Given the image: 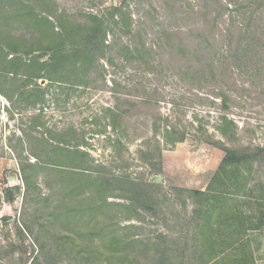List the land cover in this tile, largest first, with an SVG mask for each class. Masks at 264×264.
<instances>
[{
    "label": "trees",
    "instance_id": "16d2710c",
    "mask_svg": "<svg viewBox=\"0 0 264 264\" xmlns=\"http://www.w3.org/2000/svg\"><path fill=\"white\" fill-rule=\"evenodd\" d=\"M145 5L148 10L143 8ZM171 7L169 0H163L158 9L163 11ZM152 8H155L153 0H122L119 5L96 14L91 11L70 14L60 11L52 0H0V93L12 103L17 95L18 103L25 107L42 109L47 91L36 85L38 80L49 81L50 87L65 86L76 92L93 86L99 78L108 87L106 65L114 67L115 74L128 65H135V69L149 75L162 67L165 69L162 62L170 71L178 70L180 80L187 84L202 89L214 82L211 93L221 101V116L216 129L231 145L225 147L226 156L210 187L211 192L199 194L209 198V202L203 205L204 220L198 225L199 242L207 249L203 264H255L252 243L247 239L254 228L237 199L247 191L248 174L264 166V148L236 146L233 139L238 127L228 112L237 104L234 93L240 97L243 89L238 77L249 75L252 85L257 88V80L264 78V0H195L191 11H184V18L191 13L195 15L197 29L182 32L165 28L161 33H154L155 38L150 40L148 16ZM134 14L139 15L138 22L133 18ZM148 42L165 43L157 48V44ZM162 55L166 56V61ZM157 57H161L162 62L157 63ZM217 80L223 84L215 83ZM113 84L110 91L114 106L104 110L105 124H97L92 133L102 137L107 148H112L111 165L119 163L117 158L122 160V154L128 150L125 139L131 135L138 138L137 130L129 135V118L135 106L132 103H136L134 98L138 97L133 93L134 86L117 80H113ZM159 90L158 84L151 91L145 87L144 97L138 99L145 106L158 107L163 97ZM160 115L152 125L153 140L158 144L162 141L166 147L185 142L189 128L195 122L185 127L181 120L171 123L169 116L163 120ZM39 121L40 116L34 118L29 129L32 131L39 126ZM194 121L198 123L197 133L205 135L199 116H195ZM44 125L40 126L45 128ZM23 132L26 140L20 139V143L23 145L27 139L31 141L29 153L36 159L29 162L28 157L21 156L23 151L18 153L26 197L32 198L40 210L53 200V195H63L55 203L54 210L48 207L46 221L39 222V236L46 235L48 240L51 239L52 233L58 230L55 221L70 229L77 226L75 224L83 216L89 215L94 221L92 225L86 223L85 232L59 237L58 242L65 250L69 243L74 248L76 243L81 256L88 247L95 249L98 256L110 264H140L128 257L137 240L120 234L122 230L137 227L122 229L117 221L105 224L96 216L119 207L128 213L126 221L131 220L130 211L134 209L131 201L144 197L146 185L131 179L118 180L108 174L106 166H94L91 155L82 149L90 145L86 133L74 127L61 135L63 140L60 134L52 132V139H47L45 133L35 136L27 130ZM52 172L56 173L55 180L49 179ZM39 173L44 174V185L51 191L48 196L39 187ZM114 182L122 185L119 184L124 195L119 198L130 201V204L107 202L114 195L109 193ZM56 187L59 189L55 190ZM14 190L9 189V202L14 200ZM86 240L89 244H85ZM96 240L99 246L90 244ZM40 249L44 254L47 246L40 244ZM177 259L174 256L161 257L158 263L171 264Z\"/></svg>",
    "mask_w": 264,
    "mask_h": 264
},
{
    "label": "rangeland",
    "instance_id": "374dc122",
    "mask_svg": "<svg viewBox=\"0 0 264 264\" xmlns=\"http://www.w3.org/2000/svg\"><path fill=\"white\" fill-rule=\"evenodd\" d=\"M52 1L59 6L60 11L65 10L70 14L80 11L96 14L107 7L119 5L122 0ZM153 1L155 8L150 9L152 11L148 16L152 34L150 40L155 38L154 33H161L165 28L182 32L198 28L195 15L191 13L184 18V11H191L195 0H169L171 9L166 8L163 11L158 9L163 0ZM147 6L143 8L148 10ZM133 18L137 21L139 15L134 14ZM153 43L157 44L155 46L158 48L159 44L165 42H148L151 45ZM46 59L48 57H45ZM160 60L161 57H157L156 62H162ZM163 60L166 61V56H163ZM162 66L166 70L162 67L154 74L148 75L135 69V65H128L116 74L114 67L106 65L105 82L108 87H105L104 81L99 78L93 86L76 92L69 91L65 86L50 87L52 85H49V81L42 85V80H38L36 85L47 91L42 109L25 107L18 103L17 95L12 103L0 93V264H110L103 257H99L93 248L86 247L85 255L81 256L76 249V243L75 248L69 243L65 250L58 242L61 235L73 236L75 233L85 232L86 223L92 225L94 218L83 216L80 222L75 224L77 226L70 229L55 221L58 230L56 229L48 240L46 235L39 236V222L43 219L46 221L48 207L54 210L55 203L60 197L63 198V195H53V200L45 203L47 206H41L40 210H37L38 207L32 198L26 197L18 153L23 151L21 156L28 157L29 162H35L36 159L29 153L31 141L27 139L28 142L23 145L20 143V139L26 140L23 130L35 136L45 133L47 139H52L51 132L54 135L60 134L61 137L71 127L86 133L90 145L82 149L91 155L94 166H106L108 174L118 180L131 179L146 185L144 197L131 201L134 205V209L130 211L131 220L126 221L128 213L119 207L110 208L108 212H100L96 216L105 224L117 221L122 229L137 227L120 231V234L133 236L132 239L138 242L130 248L129 259H134L140 264H159V258L174 256L178 259L171 264H203V255L207 249L199 242L201 237L198 225L204 220L203 205L209 202V198L199 194L211 192L210 187L226 156L225 147L229 148L231 144L225 141L216 129L221 116V101L215 99L211 93L215 88L214 82L200 89L199 86L195 87L180 80L178 70L170 71L163 62ZM248 76L237 78L243 84V89L240 97L238 93H234L237 104L231 106L228 112L229 118L238 127L237 136L233 140H236V146L264 148V78L257 80V88L252 85ZM113 80L130 82L134 86L133 93L138 97L134 98L136 103H132L135 106L132 107L129 118V135L137 130L138 138L131 135L125 139L128 150L122 154V160L117 158L119 163L111 165L114 153L112 148H107L103 138L92 133L97 129V124H105L104 110L114 106V96L110 91L114 85ZM215 83L223 84L219 80ZM156 84L160 86L159 91L163 96L160 105H143L138 99L144 97L143 88L151 91ZM159 115L163 120L169 116L171 123L181 120L185 127L195 122L193 127L189 128L185 142L166 147L161 140L160 144L153 140L152 125L156 118L159 119ZM38 116L40 125L45 124L47 131L40 125L32 131L29 129L34 123V118ZM195 116H199L202 121L205 135L197 133L198 123L194 121ZM55 174L49 179L55 180ZM159 175L163 176V180L156 182L154 178ZM248 176L247 191L237 200L254 228L248 233L247 239L252 243L255 264H264V166L255 168ZM44 179V174L39 173V187L43 194L48 196L51 191L44 185ZM119 184H111L113 190L109 193L114 195H111L107 202L130 204V201L119 198L124 195ZM14 188V200L9 202V189ZM57 189L59 188L56 187L55 190ZM3 216H11L12 219L1 221ZM87 243L89 244L86 240L85 244ZM92 243L100 245L97 240L91 241L90 244ZM40 244L47 246L48 251L44 254L41 253Z\"/></svg>",
    "mask_w": 264,
    "mask_h": 264
},
{
    "label": "water",
    "instance_id": "95a60500",
    "mask_svg": "<svg viewBox=\"0 0 264 264\" xmlns=\"http://www.w3.org/2000/svg\"><path fill=\"white\" fill-rule=\"evenodd\" d=\"M45 83H46V81L45 80H42L41 84L44 85ZM154 180L156 182H160V181L163 180V176L159 175L156 178H154ZM11 219H12L11 216H3V217H1V221H8V220H11Z\"/></svg>",
    "mask_w": 264,
    "mask_h": 264
}]
</instances>
